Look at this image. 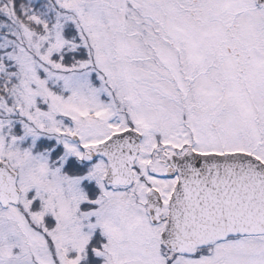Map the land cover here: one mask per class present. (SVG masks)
I'll return each instance as SVG.
<instances>
[{"label":"snow or ice","instance_id":"6c2138e0","mask_svg":"<svg viewBox=\"0 0 264 264\" xmlns=\"http://www.w3.org/2000/svg\"><path fill=\"white\" fill-rule=\"evenodd\" d=\"M0 264H264V0H0Z\"/></svg>","mask_w":264,"mask_h":264}]
</instances>
